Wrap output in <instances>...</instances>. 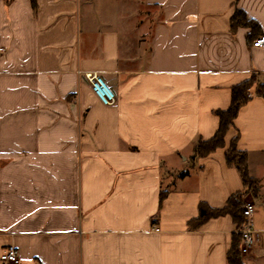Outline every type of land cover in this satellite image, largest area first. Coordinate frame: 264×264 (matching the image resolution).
Here are the masks:
<instances>
[{"label": "crops", "instance_id": "0c3cea01", "mask_svg": "<svg viewBox=\"0 0 264 264\" xmlns=\"http://www.w3.org/2000/svg\"><path fill=\"white\" fill-rule=\"evenodd\" d=\"M236 7L263 35L264 0H0V255L13 244L19 264H228L234 216L198 218L245 189L225 160L239 135L258 182L242 261L264 264L255 86L226 148L193 155L235 84L255 73L264 87V46L231 29Z\"/></svg>", "mask_w": 264, "mask_h": 264}, {"label": "trees", "instance_id": "16d2710c", "mask_svg": "<svg viewBox=\"0 0 264 264\" xmlns=\"http://www.w3.org/2000/svg\"><path fill=\"white\" fill-rule=\"evenodd\" d=\"M33 9L37 8V0H31ZM239 27L250 28L248 38L252 41L260 35L261 26L259 23L247 16L246 12L236 7L231 18V29L234 31ZM258 83L256 93L264 97V87L258 82L257 75L251 74L244 81L235 84L231 89V102L228 108L216 110L219 117V126L215 134L209 139H199L194 147V156L205 157L215 152L219 148H226V135L231 128L235 127V118L239 109L246 104L252 97V88ZM239 135H236L230 140L229 146L225 150V160L228 165L237 168L239 171L245 189L232 195L227 205L220 209H211L205 204H200L199 221L205 220L210 216H218L225 213H230L234 216L237 222L238 231L233 233L231 247L227 254L228 264H244L240 254L241 232L243 227L244 217L242 208L244 205V197L248 192L252 195L256 194L258 189L257 180L252 177L248 169L247 153L238 148ZM165 194H160V201L163 200Z\"/></svg>", "mask_w": 264, "mask_h": 264}, {"label": "built area", "instance_id": "2783aa9c", "mask_svg": "<svg viewBox=\"0 0 264 264\" xmlns=\"http://www.w3.org/2000/svg\"><path fill=\"white\" fill-rule=\"evenodd\" d=\"M253 46H264V34L256 37L252 41ZM255 209V203L252 200H244L242 208V215L244 217L243 227L240 229L241 241H240V254L248 255L256 241V231L253 223V213ZM0 259L9 264H19L20 255L18 249L13 244H8L4 251L0 255Z\"/></svg>", "mask_w": 264, "mask_h": 264}, {"label": "rangeland", "instance_id": "374dc122", "mask_svg": "<svg viewBox=\"0 0 264 264\" xmlns=\"http://www.w3.org/2000/svg\"><path fill=\"white\" fill-rule=\"evenodd\" d=\"M136 8V7H135ZM135 22H136V20H135ZM255 87L257 88L258 87V83L257 84H255Z\"/></svg>", "mask_w": 264, "mask_h": 264}]
</instances>
